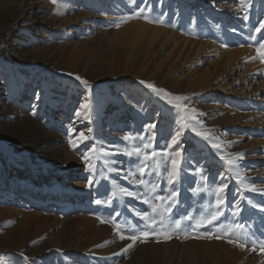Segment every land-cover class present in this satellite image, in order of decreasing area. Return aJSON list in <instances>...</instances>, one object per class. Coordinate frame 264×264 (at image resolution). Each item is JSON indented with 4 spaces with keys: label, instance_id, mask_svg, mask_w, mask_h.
<instances>
[{
    "label": "rangeland",
    "instance_id": "rangeland-1",
    "mask_svg": "<svg viewBox=\"0 0 264 264\" xmlns=\"http://www.w3.org/2000/svg\"><path fill=\"white\" fill-rule=\"evenodd\" d=\"M261 24L264 0H0V264H264ZM172 96L195 112L175 109ZM165 143L169 169L182 150L174 184L126 154ZM172 192L181 229L128 248L121 234L151 231L136 213L152 214ZM216 211L214 225H242L257 250L195 238L223 236L188 228Z\"/></svg>",
    "mask_w": 264,
    "mask_h": 264
},
{
    "label": "snow or ice",
    "instance_id": "snow-or-ice-1",
    "mask_svg": "<svg viewBox=\"0 0 264 264\" xmlns=\"http://www.w3.org/2000/svg\"><path fill=\"white\" fill-rule=\"evenodd\" d=\"M55 2V0H54ZM243 2V0H242ZM141 12H143V9H141ZM140 13H137L136 15L138 16ZM161 23L163 21H160ZM117 27H119V24L116 25ZM260 28H264V24H261L259 27H257L255 29L256 32L260 31ZM260 49H264V43H260V47L258 49V52L260 51ZM261 58L264 59V52H260ZM77 80H81V78L79 76H76ZM83 84L87 85L88 82L86 80H82L81 81ZM141 83H144L143 81ZM147 88L151 89L152 92H154L156 95L160 96L161 94L164 95V97H168L169 93H167L165 90L163 89H158L155 87V85L153 84H147L146 85ZM188 97L186 96H172L171 99L167 100V103L172 105L173 102L174 103V108L180 110L181 112H184L186 115H190L191 113L195 112V109H190L188 108L187 105L183 104L182 101L187 100ZM85 109L88 108V105L85 104L83 106ZM77 115H80V113H77ZM191 119L195 120L196 116L195 115H191ZM184 127H187V125H184ZM149 128H155V124H152L149 126ZM183 130L184 128H180L178 130L175 131V135L172 136L170 134V143L171 145H178L180 137L183 134ZM191 131L195 132L196 136H200L203 137L204 140H208L209 139V135L205 132H199L196 131V129L193 127L191 129ZM81 138L83 139H87V137L84 136L83 133L80 134ZM139 139H142L140 137H138ZM125 139H131V137H125ZM153 140H154V136L149 137L148 142L146 144L142 145L143 149H149V148H153ZM70 143L73 144V146L75 147V141H71ZM212 147L214 148H220V144L219 143H214L212 145ZM141 147H137L135 149H133L132 152L126 153L127 155H137L139 156H143L144 161H149L151 160L153 165L157 168H163L164 171L167 172V179L169 183H175L177 181V179L179 178V174H180V168H181V164L183 162V155H182V150H176L174 155L176 157H179V159H172L171 162V167L169 169V165H168V161L170 159V157L173 155L172 153H169L168 151H166L169 148V144L165 143L164 144V150L163 151H156L155 149H153V151L149 154L147 152L142 151ZM242 154H237V156H240ZM156 157H160L159 161H157L155 158ZM85 159L87 160L88 157H85ZM222 159H225V157H222ZM226 163L230 166H235L234 165V161L233 159H226ZM148 167L147 164H144L141 168H140V172L143 175L145 173L146 168ZM242 179V178H241ZM136 183L138 185H146L147 181L140 179L137 180ZM228 187L227 184H223L221 187H219L217 189V192L219 193H223L224 190ZM251 191H257V189H255L254 187L250 189ZM264 191V190H261ZM120 192L125 195V196H133L134 193L129 191L127 188H120ZM178 196L177 192H172L168 197H163V196H159L156 197L155 199L161 201L160 204H156L153 203L151 204V209H152V214H149L147 212L141 214L139 212L136 213L137 216L140 217V219H142L143 221H145V227L146 228H150L151 231H141L139 232L138 235L134 234V235H130V236H125L123 234L120 235V239H128L130 241H132V244L128 245V248H131L134 243L136 241H141L144 242L148 236L150 235H154L157 237V240L159 242V239L161 237H163L164 240H170L172 239V234L174 232H176L177 230H180L182 227V219H176L174 216H172L171 214V209L172 207L176 204V197ZM144 203H149V201L147 199H144L143 201ZM96 203H100L99 200L96 201ZM224 198L223 197H219L217 199V207H219L220 205L224 204ZM239 212V208H237V213ZM223 213L220 211H216L214 213L209 214L207 217L205 216H201L198 219L195 220V224H189L188 228H191L193 231L203 227L205 225H214V222L218 221L220 216H222ZM158 216V219L156 218ZM189 220H191L192 218L189 217ZM215 226V232L216 233H220L223 232V236L222 235H214V233L212 231H208L206 233H204L202 236L199 237H195V238H208V239H222L225 236L228 237V242L229 243H233L236 244L238 247L241 248H245L247 246V244L251 243L253 245L252 250L256 251V241L252 239V237L245 233L243 231V226L240 224H236L234 226L232 225H228V226H222V225H214ZM117 231H120V226L116 225ZM188 238H192L190 236V234L188 232H185L184 235V239H188ZM243 241V242H241ZM259 250L261 252H264V240L260 241V246H259ZM125 251H127V249H125Z\"/></svg>",
    "mask_w": 264,
    "mask_h": 264
},
{
    "label": "bare ground",
    "instance_id": "bare-ground-1",
    "mask_svg": "<svg viewBox=\"0 0 264 264\" xmlns=\"http://www.w3.org/2000/svg\"><path fill=\"white\" fill-rule=\"evenodd\" d=\"M54 145H55V143H54ZM32 151H33V150H32ZM50 151H51V150H50ZM59 153H60V152H59ZM57 154H58V153H57ZM35 155H36V154H35ZM52 155H53V154H52ZM36 156H37V155H36ZM54 156H55V154H54ZM56 156H57V155H56ZM58 156H59V155H58ZM58 156H57V157H58ZM60 159H61V157H60Z\"/></svg>",
    "mask_w": 264,
    "mask_h": 264
}]
</instances>
